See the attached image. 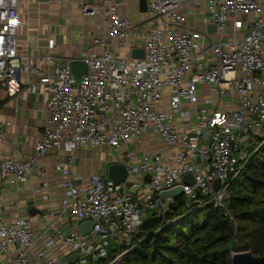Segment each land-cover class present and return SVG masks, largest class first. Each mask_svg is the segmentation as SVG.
Wrapping results in <instances>:
<instances>
[{
  "label": "built area",
  "instance_id": "1",
  "mask_svg": "<svg viewBox=\"0 0 264 264\" xmlns=\"http://www.w3.org/2000/svg\"><path fill=\"white\" fill-rule=\"evenodd\" d=\"M23 1L0 0V93L21 97V75H33L29 89L35 94L46 89L49 119L26 160H0V183L7 179L17 185L32 173L44 179L43 163L50 154L73 157L90 146L126 158L129 175H141L140 187L148 193L143 208L128 191L129 179L116 185L102 175L80 184L69 178L61 203V217L69 210V229H56L61 217L44 215L48 228L38 237L29 220L7 222L0 210V264H70L67 258L76 253L72 264H95L108 259L111 248L120 252L108 262L115 264L146 212L161 216L169 210L174 200H162L160 194L178 186L197 209L213 203L233 219L229 188L264 145L263 0H204L209 14L204 31L187 22L189 6L201 0H148L149 24L143 32L114 0L84 3L83 15L101 16L105 32L94 40V50L69 59L52 54V37L43 53L21 50ZM209 26L216 27L218 40H210ZM131 40L136 42L130 48L143 49L144 59L119 52ZM75 60L88 66L80 82L70 66ZM205 86L217 100L204 96ZM8 125L0 123V137ZM148 135L158 136L173 155L142 152L138 157L131 147ZM187 174L194 177L193 185L183 183ZM216 180L221 181L218 190ZM86 221L94 227L83 236L79 227ZM57 248L67 252L64 259L47 256V250Z\"/></svg>",
  "mask_w": 264,
  "mask_h": 264
},
{
  "label": "crops",
  "instance_id": "2",
  "mask_svg": "<svg viewBox=\"0 0 264 264\" xmlns=\"http://www.w3.org/2000/svg\"><path fill=\"white\" fill-rule=\"evenodd\" d=\"M114 1L119 4L121 13L129 16L135 23L136 29L143 32L149 24V15L141 11V0ZM101 2L102 0L23 1L19 7L21 50L31 55L43 53L46 51L47 40L51 37L55 39V49L52 54L56 57L77 58L82 53L94 50V40L105 32L104 21L101 16H84L82 6L84 3L99 5ZM208 16L204 0L198 4H191L187 10L188 24L201 31L206 28L204 19ZM218 39L219 36L214 33L210 37V40ZM135 42L131 40L130 46L119 52L129 55ZM21 81L23 86L21 97H10L5 91L0 93V123H9L4 127V135L0 137V160L5 158L26 160L41 139L49 119L46 109L48 100L46 89L41 87L39 93H33L29 87L36 79L31 74H22ZM208 88V86L203 88L204 96L217 100L215 95L206 92ZM131 150L138 157H141L142 152L161 153L165 157L173 155L156 135L144 137L141 145H133ZM112 159H117L120 164L127 162L126 158L119 156L113 149L84 146L73 157L62 151L50 154L43 163L44 179L32 173L27 180L17 185L11 184L7 179L3 180L0 183V210L4 219L9 222L16 217L26 218L31 222L33 232L38 237L48 228V222H44L42 216L53 214L55 217H61V203L66 196L68 179L80 184L82 180L96 175L108 176ZM142 178L141 175H129L128 191L130 193L133 186L139 187L134 197L138 198L136 200L144 208L143 197L148 190L140 187ZM146 213L147 217L152 215L150 212ZM70 224L71 218L66 213L57 222L56 229L67 231ZM41 247L42 244L39 243L35 252ZM66 253L59 248L47 250V256L57 259H64Z\"/></svg>",
  "mask_w": 264,
  "mask_h": 264
},
{
  "label": "trees",
  "instance_id": "3",
  "mask_svg": "<svg viewBox=\"0 0 264 264\" xmlns=\"http://www.w3.org/2000/svg\"><path fill=\"white\" fill-rule=\"evenodd\" d=\"M228 195L233 219L213 203L197 209L184 196L174 200L163 215L145 218L115 264H233L239 245L264 257V145ZM109 255L95 264H108L120 252L111 248Z\"/></svg>",
  "mask_w": 264,
  "mask_h": 264
},
{
  "label": "water",
  "instance_id": "4",
  "mask_svg": "<svg viewBox=\"0 0 264 264\" xmlns=\"http://www.w3.org/2000/svg\"><path fill=\"white\" fill-rule=\"evenodd\" d=\"M140 7L142 12H147L148 10V3L147 0H141ZM216 27L215 26H209L208 32L210 34L215 33ZM131 56L133 58L137 59H144L145 53L143 49H133L131 51ZM71 69L75 75V78L77 82H80V79L83 75H85L88 71V66L86 63L80 60L72 61ZM108 177L110 180H112L116 185H119L123 182H126L129 177V171L126 166L123 164H112L110 165L108 169ZM183 183L187 185H193L195 183L194 177L190 174H187L183 177ZM221 181L216 180L214 183L215 190H218L220 188ZM139 190L138 186H133L130 189V194L133 196L137 195V191ZM160 197L162 200H177L181 197H183V187L178 186L171 190L164 191L160 194ZM67 213H69V210H67ZM94 227V224L90 221H86L81 223L79 230L83 236H87L90 234ZM51 234H55V230H50ZM78 259V254H73L67 258V262L72 264L75 263ZM233 264H264V257H256L251 252H240L235 253L233 255Z\"/></svg>",
  "mask_w": 264,
  "mask_h": 264
},
{
  "label": "rangeland",
  "instance_id": "5",
  "mask_svg": "<svg viewBox=\"0 0 264 264\" xmlns=\"http://www.w3.org/2000/svg\"><path fill=\"white\" fill-rule=\"evenodd\" d=\"M134 199H138V198L134 197ZM237 246H238V244H237ZM236 250L239 251V252H251V251L247 250V248L245 246H243V245H239Z\"/></svg>",
  "mask_w": 264,
  "mask_h": 264
}]
</instances>
